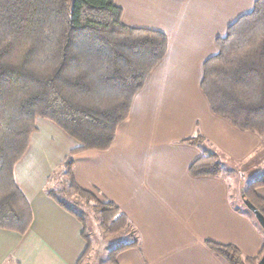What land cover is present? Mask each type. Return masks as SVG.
<instances>
[{
  "label": "crops",
  "instance_id": "0c3cea01",
  "mask_svg": "<svg viewBox=\"0 0 264 264\" xmlns=\"http://www.w3.org/2000/svg\"><path fill=\"white\" fill-rule=\"evenodd\" d=\"M255 2L116 0L126 25L168 37L166 55L134 96L112 145L74 156L78 185L116 203L139 234V245L121 251L118 264H230L209 241L234 245L244 257L262 253L264 231L242 197V186L249 183H239L243 209L234 200L228 168L264 161V135L216 114L202 89L204 63L218 53V39ZM197 133L204 136L202 143L186 142ZM76 144L53 121L37 119L28 150L15 166L32 224L26 233L0 228V264H82L84 225L48 193ZM207 151L219 154L224 170L193 175L191 165ZM253 167L257 172L250 177L261 172ZM256 193L264 199V185Z\"/></svg>",
  "mask_w": 264,
  "mask_h": 264
},
{
  "label": "trees",
  "instance_id": "16d2710c",
  "mask_svg": "<svg viewBox=\"0 0 264 264\" xmlns=\"http://www.w3.org/2000/svg\"><path fill=\"white\" fill-rule=\"evenodd\" d=\"M122 16L116 0H0V228L26 233L31 227L32 209L15 180V166L28 150L37 119L47 118L77 142L63 168L74 192L96 200L103 231L135 233L109 251L112 264H118L121 251L139 245V234L116 203L100 201L78 185L74 156L112 145L134 96L168 50L164 32L128 26ZM202 89L216 114L264 135V0H256L218 39V53L204 63ZM204 139L197 133L186 142ZM219 157L204 152L191 173L219 175ZM262 185L264 177L255 179L244 197L264 214V199L256 193ZM48 193L82 221L83 261L92 249L84 218L56 192ZM208 245L230 264H257L264 254L263 249L250 258L234 245Z\"/></svg>",
  "mask_w": 264,
  "mask_h": 264
},
{
  "label": "rangeland",
  "instance_id": "374dc122",
  "mask_svg": "<svg viewBox=\"0 0 264 264\" xmlns=\"http://www.w3.org/2000/svg\"><path fill=\"white\" fill-rule=\"evenodd\" d=\"M220 160L222 162L221 158ZM250 166L251 167H249V165L229 164L228 168L235 193L234 200L241 206L243 205V209H246V207L238 191L239 183L245 182L246 179L249 184L248 186L243 185L242 187L247 189L255 179L264 177V161H259L258 163L250 162ZM253 166H259L258 169L259 171L261 170V172L250 177V174L257 172V170L250 169ZM224 168V163L222 162V171ZM247 168L248 170H246ZM240 175L242 176L241 178ZM49 187H51L50 190L56 192L57 196L63 202L85 220L86 233L92 240V249L89 254L86 255L82 264H112L109 260V251L119 243L130 241L135 234L133 229L105 233L101 227L99 213L96 210V200L89 199L87 196L74 192L70 187L69 177L64 171L63 165L55 172ZM97 199L103 201L99 198Z\"/></svg>",
  "mask_w": 264,
  "mask_h": 264
},
{
  "label": "water",
  "instance_id": "95a60500",
  "mask_svg": "<svg viewBox=\"0 0 264 264\" xmlns=\"http://www.w3.org/2000/svg\"><path fill=\"white\" fill-rule=\"evenodd\" d=\"M242 197H243L244 203L253 212V214L255 215L258 223L260 224V226L262 227V229L264 231V214L262 212H260L257 209V207L251 201H249L247 198L244 197V193L242 194ZM257 264H264V254L259 259V261L257 262Z\"/></svg>",
  "mask_w": 264,
  "mask_h": 264
}]
</instances>
